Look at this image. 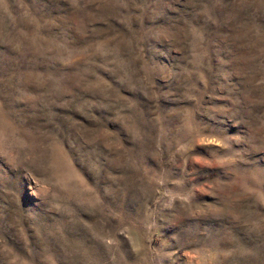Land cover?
Listing matches in <instances>:
<instances>
[{"label":"rangeland","instance_id":"1","mask_svg":"<svg viewBox=\"0 0 264 264\" xmlns=\"http://www.w3.org/2000/svg\"><path fill=\"white\" fill-rule=\"evenodd\" d=\"M0 264H264V0H0Z\"/></svg>","mask_w":264,"mask_h":264}]
</instances>
